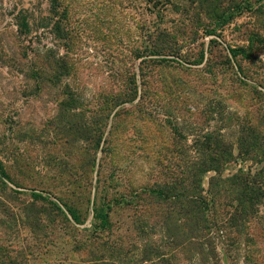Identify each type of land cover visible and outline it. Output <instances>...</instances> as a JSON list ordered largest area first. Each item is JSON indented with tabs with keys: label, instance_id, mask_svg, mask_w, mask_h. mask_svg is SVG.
<instances>
[{
	"label": "rangeland",
	"instance_id": "1",
	"mask_svg": "<svg viewBox=\"0 0 264 264\" xmlns=\"http://www.w3.org/2000/svg\"><path fill=\"white\" fill-rule=\"evenodd\" d=\"M220 142L264 191V0H0V264H264L231 185L216 253L173 241V183Z\"/></svg>",
	"mask_w": 264,
	"mask_h": 264
},
{
	"label": "trees",
	"instance_id": "2",
	"mask_svg": "<svg viewBox=\"0 0 264 264\" xmlns=\"http://www.w3.org/2000/svg\"><path fill=\"white\" fill-rule=\"evenodd\" d=\"M254 146V145H253ZM205 149H208L210 146L206 145ZM229 145L223 146L220 142L214 149V155L216 157H211L198 162L195 165V170L198 172L194 176V184H191V189L187 191L184 189L185 179L176 181L173 183V237H178L180 227L177 225V222L182 219L185 220L184 225L188 231L186 237L182 241L178 242L175 239L173 240L175 245H189L194 248V252H213L216 253L214 243L208 239V236L211 235L212 222L211 214H215L217 210L216 205L220 203V197L222 190H220L219 185H231V189L238 196L237 198V209L235 214H232L230 219L236 220L237 216H240L243 220L247 216L252 215L257 211V207L264 205V191L261 187V180H258L257 174L255 176H250L248 174L240 173L229 179H223L220 167L224 163H228L232 157V151L229 149ZM246 153V152H245ZM216 172L217 177H214L211 180V190H209L207 195H203L202 188V179L201 177L207 172ZM187 182H190V178L187 179ZM226 190V189H223ZM35 197H42L39 194H34ZM77 219V218H75ZM97 219L101 221L99 224H96L99 228H105L108 224L107 217L97 215ZM229 219V220H230ZM216 224V223H215ZM219 226L218 224H216ZM237 225V224H236ZM181 237V234L178 238ZM203 258V264H218L217 255L212 254V256H207L206 254H200ZM249 264H253L249 261Z\"/></svg>",
	"mask_w": 264,
	"mask_h": 264
}]
</instances>
